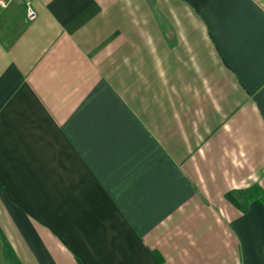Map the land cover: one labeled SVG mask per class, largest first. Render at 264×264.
<instances>
[{"label":"crops","instance_id":"obj_1","mask_svg":"<svg viewBox=\"0 0 264 264\" xmlns=\"http://www.w3.org/2000/svg\"><path fill=\"white\" fill-rule=\"evenodd\" d=\"M0 7V264H264V0Z\"/></svg>","mask_w":264,"mask_h":264},{"label":"built area","instance_id":"obj_2","mask_svg":"<svg viewBox=\"0 0 264 264\" xmlns=\"http://www.w3.org/2000/svg\"><path fill=\"white\" fill-rule=\"evenodd\" d=\"M11 0H0V7L2 8H5L8 6L9 2ZM24 2V7H25V14H26V17L29 19V20H32L35 18L36 16V13L34 12V8L32 6V0H23Z\"/></svg>","mask_w":264,"mask_h":264}]
</instances>
